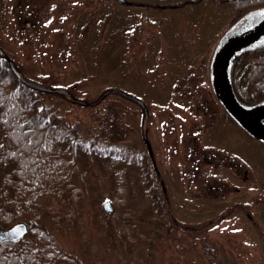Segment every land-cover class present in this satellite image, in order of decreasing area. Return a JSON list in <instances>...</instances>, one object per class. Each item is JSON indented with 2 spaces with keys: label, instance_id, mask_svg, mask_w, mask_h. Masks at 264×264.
Returning a JSON list of instances; mask_svg holds the SVG:
<instances>
[{
  "label": "rangeland",
  "instance_id": "374dc122",
  "mask_svg": "<svg viewBox=\"0 0 264 264\" xmlns=\"http://www.w3.org/2000/svg\"><path fill=\"white\" fill-rule=\"evenodd\" d=\"M130 1L0 0V47L23 76L61 90L69 84L68 93L85 101L52 96L86 133L112 120L113 105L108 136L153 152L181 224L190 228L207 220L209 239L238 264H260L264 151L248 145L234 126H208L221 109L204 64L218 41L210 30L214 23L221 27L227 8L208 2L160 11L153 0ZM108 80L131 98L99 100ZM78 159L71 179L82 197L61 220L66 247L87 264H140V243L128 240L133 228L122 225L124 217L148 209L139 188L137 198L131 193L139 170L112 157ZM106 212H115L118 221L112 225ZM188 239L196 243L189 251L168 248L161 261L200 264L199 240Z\"/></svg>",
  "mask_w": 264,
  "mask_h": 264
},
{
  "label": "trees",
  "instance_id": "16d2710c",
  "mask_svg": "<svg viewBox=\"0 0 264 264\" xmlns=\"http://www.w3.org/2000/svg\"><path fill=\"white\" fill-rule=\"evenodd\" d=\"M153 1L152 8L160 11L208 2L226 7L227 14L221 21L219 19L221 27L217 29L214 23L213 30H210L216 34L217 40L244 13L264 6V0ZM145 7L150 8L146 4ZM210 60L204 64L208 75ZM19 75L35 85L24 82ZM230 80L241 102L254 104L264 99V45L245 50L234 59ZM106 84L109 88L100 93L99 100H111L120 95L124 101L131 98L120 93L118 82L108 80ZM39 86L43 85L36 78L23 76L21 69L0 47V229L19 221L28 225V231L22 238L0 242V264H87L78 252L66 247L60 232L64 228L61 223L63 216L81 201L79 184L71 179L81 154L112 157L139 170L131 179V193L137 198L135 192L139 188L147 198L148 209L144 213L138 211L133 217H124L122 225L133 228L132 235H126L127 239L140 243V264H164L161 255L168 248L178 253L189 251L196 243L188 236L199 240L203 255L200 264H238L221 244L209 239L207 220L189 228L176 218L167 184L152 151L140 144L113 140L108 136L116 115L113 105L112 114H109L112 120L101 122L89 134L83 131L80 120L66 117L54 96L63 94L78 105L85 101L68 93L69 84L62 86L65 92ZM98 99L89 105L96 107ZM219 106L220 119L208 126H234L244 135L248 145L253 147L257 143L256 151H264V142L246 133L220 103ZM92 117L95 118L94 114ZM234 138L240 137L236 134ZM215 141L212 145L218 143ZM230 151L238 155L231 148ZM106 213L112 225L118 221L115 212ZM260 241L264 245L263 240ZM173 264L177 263L173 261ZM260 264H264V254L260 255Z\"/></svg>",
  "mask_w": 264,
  "mask_h": 264
},
{
  "label": "water",
  "instance_id": "95a60500",
  "mask_svg": "<svg viewBox=\"0 0 264 264\" xmlns=\"http://www.w3.org/2000/svg\"><path fill=\"white\" fill-rule=\"evenodd\" d=\"M117 1L128 3V0ZM262 45H264V6L244 13L221 35L209 64L210 82L215 97L236 123L260 142H264V99L254 104L241 102L231 85L230 68L241 52ZM10 64L13 66L12 63ZM19 77L24 82L35 85L21 75ZM39 87L47 89L43 86ZM27 231L28 225L24 221L0 229V242L5 239H20Z\"/></svg>",
  "mask_w": 264,
  "mask_h": 264
}]
</instances>
